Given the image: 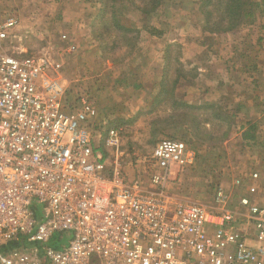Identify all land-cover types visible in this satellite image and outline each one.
<instances>
[{"label": "built area", "instance_id": "obj_1", "mask_svg": "<svg viewBox=\"0 0 264 264\" xmlns=\"http://www.w3.org/2000/svg\"><path fill=\"white\" fill-rule=\"evenodd\" d=\"M17 26L1 15L0 247L20 237L30 244L0 251V264H264L258 172L238 210L221 188L214 206L179 198L167 190L172 167L190 166L195 152L163 137L141 175L128 177L96 143L95 108L67 102L53 64L14 43ZM103 135L118 147L116 129ZM54 233L67 241L49 245Z\"/></svg>", "mask_w": 264, "mask_h": 264}, {"label": "rangeland", "instance_id": "obj_2", "mask_svg": "<svg viewBox=\"0 0 264 264\" xmlns=\"http://www.w3.org/2000/svg\"><path fill=\"white\" fill-rule=\"evenodd\" d=\"M98 1L0 0V19H18L14 43L53 64L67 102L85 98L95 108V139L109 164L118 161L128 177L141 175L159 139L182 140L195 158L172 167L168 192L214 206L221 188L228 207L238 210L247 177L256 171L264 181V153L245 144L239 131L252 120L264 134V7L256 6L249 23L209 34L197 0H161L149 16L119 3L117 17L136 32L117 28L110 10L97 18ZM97 32H103L99 42ZM214 110L234 118L219 120ZM108 127L118 132V147L105 144Z\"/></svg>", "mask_w": 264, "mask_h": 264}, {"label": "trees", "instance_id": "obj_3", "mask_svg": "<svg viewBox=\"0 0 264 264\" xmlns=\"http://www.w3.org/2000/svg\"><path fill=\"white\" fill-rule=\"evenodd\" d=\"M194 1V0H193ZM102 3L99 10L97 11V18H101L107 10H110V14L112 15V22L117 28L123 31H131L137 30L135 28L125 27L123 23L117 17V6L119 3L127 2L131 3L137 8L141 10L145 14V16H149V13H153L157 10L160 5L161 0H142L141 2H137V0H100ZM198 8L202 14L203 18V28L208 31L210 34H215L218 32L229 30L233 27H236L238 24L243 23L246 19H249L247 23H249L255 17V11L257 9L256 6L264 7V0L260 1H252V0H197L196 1ZM142 5V6H141ZM211 6V7H210ZM264 13V9L262 10ZM217 16V20L212 21V16ZM104 19V18H103ZM96 41H100L103 38V32H97L95 34ZM165 89V87H163ZM163 90L160 93H164ZM172 95V93H170ZM264 97V91H263ZM213 105L209 104V107ZM212 116L218 118L219 120L226 121L228 118H234L233 114H229L227 110L218 111L214 110L212 112ZM227 122V121H226ZM258 127V121L247 120L244 124L239 126L240 137L241 140L247 144L248 146H259L262 152L264 151V134L263 136H259L256 132ZM261 137V140L259 138ZM54 241L49 240L48 244L54 247H59L61 243H63V239ZM20 244L29 245L30 243L26 241L25 238L20 237L15 240H10L2 247H0V251H8L9 249L15 248Z\"/></svg>", "mask_w": 264, "mask_h": 264}, {"label": "crops", "instance_id": "obj_4", "mask_svg": "<svg viewBox=\"0 0 264 264\" xmlns=\"http://www.w3.org/2000/svg\"><path fill=\"white\" fill-rule=\"evenodd\" d=\"M92 2L94 3V5L97 3V4H99V1L98 0H92ZM97 10H99V8L97 9ZM263 153H264V151H263ZM264 157H262V159H263ZM242 193H245V192H242Z\"/></svg>", "mask_w": 264, "mask_h": 264}]
</instances>
